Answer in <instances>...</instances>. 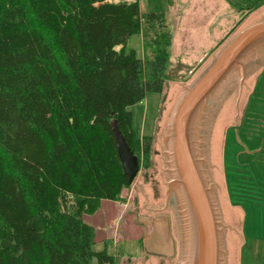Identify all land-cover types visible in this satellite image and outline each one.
I'll list each match as a JSON object with an SVG mask.
<instances>
[{"label": "trees", "instance_id": "16d2710c", "mask_svg": "<svg viewBox=\"0 0 264 264\" xmlns=\"http://www.w3.org/2000/svg\"><path fill=\"white\" fill-rule=\"evenodd\" d=\"M170 43L137 1L0 0V264H115L82 215L129 187L114 126L148 168L127 108L161 92Z\"/></svg>", "mask_w": 264, "mask_h": 264}, {"label": "rangeland", "instance_id": "374dc122", "mask_svg": "<svg viewBox=\"0 0 264 264\" xmlns=\"http://www.w3.org/2000/svg\"><path fill=\"white\" fill-rule=\"evenodd\" d=\"M110 1H137L141 13H164L171 43L161 92L147 93L141 102L127 108L136 134L151 136V153L148 168L138 165L131 185L119 196L118 201L125 203L122 212L128 211L113 223V227L118 225L117 240L112 242L116 227L107 225L108 216L103 211L84 213L82 219L94 228V250L105 249L115 264H145L148 257L142 251L144 230L138 213L147 215L141 208L143 204L151 210L167 203L162 137L182 92L181 81L186 80L187 85L230 36L264 17V0ZM143 39L144 34L130 38L128 48L143 56ZM263 64L264 61L244 77L239 92L236 88L235 124L234 89L221 102L213 119L210 163L221 221L226 225V264H264V71L258 77ZM256 78L258 94L252 90ZM112 205L113 201L111 218ZM103 207L108 213V208ZM161 212L172 216L178 236L173 211L166 208L154 214Z\"/></svg>", "mask_w": 264, "mask_h": 264}, {"label": "water", "instance_id": "95a60500", "mask_svg": "<svg viewBox=\"0 0 264 264\" xmlns=\"http://www.w3.org/2000/svg\"><path fill=\"white\" fill-rule=\"evenodd\" d=\"M262 61L264 17L230 36L192 80L182 84L170 112L161 158L167 174V203L152 211H173L182 251L177 264H226V225L221 221L210 163L213 119L221 102L234 89L235 124L236 88L239 92L244 77ZM114 135L131 185L139 170L137 159L128 151L116 126Z\"/></svg>", "mask_w": 264, "mask_h": 264}, {"label": "crops", "instance_id": "0c3cea01", "mask_svg": "<svg viewBox=\"0 0 264 264\" xmlns=\"http://www.w3.org/2000/svg\"><path fill=\"white\" fill-rule=\"evenodd\" d=\"M201 62L202 60H200L198 63L200 64ZM188 71H191V69H189ZM182 84L185 85L186 80L185 81L182 80L181 85ZM141 136H148V135H140V137ZM124 193H125V189L121 192L120 195L123 196ZM103 205L108 208L107 210L108 213L104 209ZM113 205H112L113 208L112 218H111V201H105V200L101 201L99 208L97 209L98 211L97 210L96 211L99 212V214L101 211H103V214H105L106 217L108 216L107 225H109L111 229L116 227V231H114L112 235V242L114 243L117 240L118 225L113 227V223L116 224V221L122 216H124L123 214L126 213L128 209H126L127 211L121 213L117 205V202H113ZM141 208L147 211L145 212L147 213V215L138 213V217L140 221L143 223V230H144V235L142 240V251L144 255L148 257V259L145 261V264H162V263L173 264L174 261L172 259L175 255V248L177 249V246L174 245L172 241V237L170 236L171 235L170 226H172V229H174L173 228L174 222L172 223V218H171L172 216L168 215V213H163V212L154 214L152 209L148 210V208L145 207V204H143ZM141 208L137 207L136 209L139 211V209ZM131 209L132 208H130L129 210ZM149 211H150V215L148 213ZM160 223L162 224V226L159 228Z\"/></svg>", "mask_w": 264, "mask_h": 264}, {"label": "flooded vegetation", "instance_id": "af4514ba", "mask_svg": "<svg viewBox=\"0 0 264 264\" xmlns=\"http://www.w3.org/2000/svg\"><path fill=\"white\" fill-rule=\"evenodd\" d=\"M174 228V227H173ZM170 236L172 237V241H173V243H174V245H176L177 246V249L175 248V255H174V257H173V261H174V263L173 264H177V261H178V249H179V241H178V236L175 234V231H174V229H172V226H170ZM162 264H164V263H162Z\"/></svg>", "mask_w": 264, "mask_h": 264}, {"label": "bare ground", "instance_id": "6f19581e", "mask_svg": "<svg viewBox=\"0 0 264 264\" xmlns=\"http://www.w3.org/2000/svg\"><path fill=\"white\" fill-rule=\"evenodd\" d=\"M176 229H177V228H176ZM178 236H179V237H178V241H179L178 243H180V244H179V251H178V258H179V257H181V253H182V251H181V241H180V235H179V233H178Z\"/></svg>", "mask_w": 264, "mask_h": 264}, {"label": "built area", "instance_id": "2783aa9c", "mask_svg": "<svg viewBox=\"0 0 264 264\" xmlns=\"http://www.w3.org/2000/svg\"><path fill=\"white\" fill-rule=\"evenodd\" d=\"M116 202H117V205H119L118 207H119L120 212H122L123 206H124L125 203L120 202V201H116Z\"/></svg>", "mask_w": 264, "mask_h": 264}]
</instances>
